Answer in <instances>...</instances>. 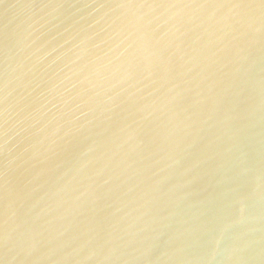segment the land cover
<instances>
[{
	"label": "water",
	"instance_id": "water-1",
	"mask_svg": "<svg viewBox=\"0 0 264 264\" xmlns=\"http://www.w3.org/2000/svg\"><path fill=\"white\" fill-rule=\"evenodd\" d=\"M0 264H264V0H0Z\"/></svg>",
	"mask_w": 264,
	"mask_h": 264
}]
</instances>
